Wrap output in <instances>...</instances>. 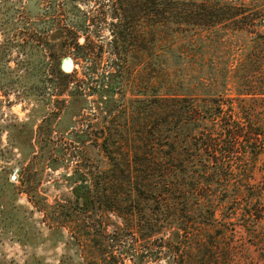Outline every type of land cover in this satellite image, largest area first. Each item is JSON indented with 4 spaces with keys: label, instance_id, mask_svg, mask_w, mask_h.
I'll return each mask as SVG.
<instances>
[{
    "label": "trees",
    "instance_id": "trees-1",
    "mask_svg": "<svg viewBox=\"0 0 264 264\" xmlns=\"http://www.w3.org/2000/svg\"><path fill=\"white\" fill-rule=\"evenodd\" d=\"M78 1L119 3L124 9L126 16L116 13L119 20L112 29L119 55L121 50L128 54L126 45L135 38L131 9L145 12L147 28L155 36L150 41L157 40L155 31L164 36L186 27L207 29L243 21L240 28L247 18L236 4L239 0ZM258 13L262 24L264 13ZM169 27L174 30H162ZM41 33H34L38 38L33 40L42 46ZM71 44L78 57L94 60L95 69L97 47L88 39ZM61 46L59 52L49 49L52 67L65 44ZM51 70L60 92L76 81L69 94H83L74 71L67 72L61 65ZM241 91L234 99L215 95L133 98L123 110L124 123L113 117L96 129L93 138L89 133L77 135L79 142L92 140L97 159L76 165L68 177L70 191L51 203L39 191L43 173L47 167L57 169L65 156L77 152L45 147L48 135L40 133L38 141L43 144L21 168L20 184L14 186L27 194L52 227L68 230L67 246H76L83 257L78 264H150L161 259L165 264H223L240 255L244 263L253 262L249 244L258 264H264V199L249 197L250 181L255 180L252 169L264 156V116L255 113L263 105L264 87ZM259 94L263 98L255 97ZM97 103L105 104L97 108L107 118L116 110L122 112L114 100L100 97ZM27 138H33L32 133ZM59 264L65 260L61 258Z\"/></svg>",
    "mask_w": 264,
    "mask_h": 264
},
{
    "label": "rangeland",
    "instance_id": "rangeland-1",
    "mask_svg": "<svg viewBox=\"0 0 264 264\" xmlns=\"http://www.w3.org/2000/svg\"><path fill=\"white\" fill-rule=\"evenodd\" d=\"M236 4L247 16L243 25L247 22L250 26L239 28L243 21L227 22L207 29L186 27L181 33L164 36L155 31L156 41L154 32L147 28L145 12L131 9L129 19L136 24L132 34L135 38L126 45L128 54L121 50L119 55L112 32L113 23L119 20L116 13L126 16L119 3L0 0V264H59L61 258L65 264H78L83 259L76 246H67L68 230L52 227L27 194L15 187L20 184L21 168L43 144L38 141V134L48 135L45 147L53 145L55 151L77 152L75 156H65L62 164L57 163V169L47 167L43 173L39 191L51 203L70 191L68 177L76 165L82 160L97 159V151L90 145L92 140L79 142L77 135L88 137L89 133L93 138L96 129L105 127L113 117L124 123L127 115L123 110L130 107L133 98L215 95L234 99L240 96L241 89L264 87V23L258 19V12L264 13V1L239 0ZM38 31L42 32V46L33 40L38 38L34 36ZM76 39L81 44L88 39L100 51L94 55L99 61L95 69L92 58L76 55L71 44ZM62 44L65 48L59 53V60L55 59L56 66L74 71L83 89L80 96L69 94L76 81L60 92L51 78V69L56 66H51L49 49L59 52ZM100 97L114 100L122 112L116 110L107 118L97 108L105 106L97 103ZM255 97L263 98L260 94ZM260 103L263 105L255 113L263 117L264 100ZM27 133H32L33 138H27ZM56 158L59 161L61 154ZM255 164L249 197L261 201L264 156ZM258 188L260 192L256 191ZM247 251L253 262L244 263L245 257L240 255L234 262L227 258L224 263L258 264L251 244ZM165 263L161 259L150 264Z\"/></svg>",
    "mask_w": 264,
    "mask_h": 264
},
{
    "label": "water",
    "instance_id": "water-1",
    "mask_svg": "<svg viewBox=\"0 0 264 264\" xmlns=\"http://www.w3.org/2000/svg\"><path fill=\"white\" fill-rule=\"evenodd\" d=\"M12 178L15 179V178H16V175L13 174V175H12Z\"/></svg>",
    "mask_w": 264,
    "mask_h": 264
},
{
    "label": "clouds",
    "instance_id": "clouds-1",
    "mask_svg": "<svg viewBox=\"0 0 264 264\" xmlns=\"http://www.w3.org/2000/svg\"><path fill=\"white\" fill-rule=\"evenodd\" d=\"M82 42V41H81Z\"/></svg>",
    "mask_w": 264,
    "mask_h": 264
},
{
    "label": "snow or ice",
    "instance_id": "snow-or-ice-1",
    "mask_svg": "<svg viewBox=\"0 0 264 264\" xmlns=\"http://www.w3.org/2000/svg\"><path fill=\"white\" fill-rule=\"evenodd\" d=\"M70 70V69H69Z\"/></svg>",
    "mask_w": 264,
    "mask_h": 264
}]
</instances>
